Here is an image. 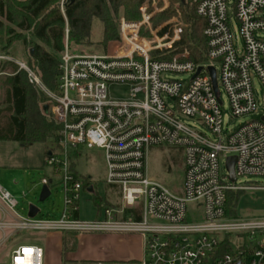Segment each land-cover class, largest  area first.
Returning <instances> with one entry per match:
<instances>
[{
  "label": "built area",
  "instance_id": "obj_1",
  "mask_svg": "<svg viewBox=\"0 0 264 264\" xmlns=\"http://www.w3.org/2000/svg\"><path fill=\"white\" fill-rule=\"evenodd\" d=\"M187 1L206 23V59L201 63L190 60L188 50L175 49L181 27L174 19L154 30L150 27L153 9L165 6L155 7V0L139 6V19L119 18L120 37L112 51L70 53L66 27L54 90L26 61L0 52V63H15L48 98V116L60 131L58 142L45 155L53 178L43 177L41 183L50 189L56 181L63 191L60 215L37 218L16 213V199L0 185V244L21 229L63 231L76 237L127 233L142 238L139 264H264V215L229 216L225 208L227 191L264 189L251 181L236 182L239 176H264V114L257 115L255 97L260 87L264 98V0ZM229 9L240 45L230 29ZM113 83L130 85V97H108ZM220 87L228 102L226 119ZM242 116L252 119L229 128L230 121ZM80 146L102 150L104 181L117 197L102 216L91 220L79 218L84 188L71 169L72 154ZM159 146L181 153L178 191L147 173L148 153ZM230 156L235 157L234 181L225 167ZM42 261L41 247L18 244L3 264Z\"/></svg>",
  "mask_w": 264,
  "mask_h": 264
},
{
  "label": "trees",
  "instance_id": "obj_2",
  "mask_svg": "<svg viewBox=\"0 0 264 264\" xmlns=\"http://www.w3.org/2000/svg\"><path fill=\"white\" fill-rule=\"evenodd\" d=\"M144 1L65 0L61 8L59 0H0V52L8 54L16 42L29 47L26 63L36 71L47 88L54 90L57 87L60 54L64 49L65 24L69 42L85 45L92 43L89 40L91 26L93 20L98 19L102 25V37L97 44L99 50L106 51L107 44L120 37L119 18L139 19L138 8ZM177 12L180 13L183 25L175 49L188 50L190 60L199 63L205 61L207 44L203 29L206 23L196 15L194 7L187 0H170L169 6L153 19L154 26ZM0 72H4L0 75V140L13 141L22 147L42 142L48 148L57 143L60 125L45 113L50 108L47 96L28 81L26 73L19 70L15 63L1 62ZM37 97L46 100L42 109L38 107ZM78 156V152L74 151L71 157L73 171ZM80 179L85 189L90 184V176ZM242 191H227V215H237L236 205ZM93 200H98V204L101 198L94 195ZM112 205L113 202H107V206ZM62 241L64 255L68 247L64 237ZM62 262L97 263L87 259L70 261L64 257Z\"/></svg>",
  "mask_w": 264,
  "mask_h": 264
},
{
  "label": "rangeland",
  "instance_id": "obj_3",
  "mask_svg": "<svg viewBox=\"0 0 264 264\" xmlns=\"http://www.w3.org/2000/svg\"><path fill=\"white\" fill-rule=\"evenodd\" d=\"M64 1L65 0H59V6L61 8ZM155 1V7L162 8L164 5L165 6L162 10L160 9L157 11L153 9L154 12L150 20V27L154 30L159 25L168 23V21L174 19L175 24L180 26L182 31L183 21L178 12L169 19L154 26L153 19L170 4V0ZM149 9L152 10L151 4L149 5ZM228 15L230 18V29L234 35V42L235 44L240 45L242 40L238 32L237 22L231 9H229ZM66 27L67 25L65 24V28ZM148 31L145 29L144 34L147 35ZM26 35L29 37L28 33H26ZM261 35L264 36V33ZM101 37L102 25L98 19H94L89 37V40L92 43L75 45L68 40V50L70 53L74 54L104 53L106 51L114 50V42L116 43V40L107 44L106 51L99 50L97 42L101 40ZM28 48L29 47L23 46L21 42H16L10 47L8 54L15 59L26 61ZM168 76L169 75H166V77ZM107 91L108 97L114 100L128 99L130 97V85L128 84L113 83L108 85ZM220 93L223 101L224 118L226 119L228 115V102L221 87ZM255 97L256 111L259 116L264 114V98L260 87L256 88ZM45 102L46 100L37 97V103L40 109H42ZM45 113L46 115H49V109ZM182 119L189 124L192 123V119L190 118L182 117ZM250 119H252V116L236 117L230 121L229 128L236 127ZM196 127L203 129V126L199 123L196 124ZM77 151L79 156L75 164V175L79 178H88V176H90V179L88 180H90V184L94 187V193H88L86 189L80 191L78 204L79 218L82 220H91L98 216H102L104 212L103 210L107 206V202H115L117 201V197L104 181L105 162L102 150L96 147L86 148L85 146H80ZM46 152L47 144L42 142H36L28 147H22L13 141L0 140V185L16 199L17 204L15 210L16 213L20 215H27L30 204L37 206L40 209L37 218H55L58 217L62 211L63 191L60 184L56 181L50 187V195L45 200L39 201V194L43 185L41 183V178H53V174L45 161ZM147 173L149 177L163 182L174 191H178L181 187L183 178V160L180 151L167 146L151 148L147 157ZM245 181H251L252 183H258L259 185L264 186V176H239L236 182L244 183ZM94 195L101 198L98 203L99 205L96 203L98 200H93ZM236 213L241 217L264 215V189L242 191L236 205ZM0 218H3L1 210ZM5 219L9 220L11 218L6 216ZM45 233L48 234L49 232L21 229L10 234L8 240L5 243L0 244V264L9 261L11 250L18 244H38L43 249V264H46L47 255L49 260H51L50 257H52L53 253L55 254L54 259L56 261L57 249L53 244L54 239L47 237L45 242V239H43ZM54 233H58V231H54ZM59 233L62 236L63 234L70 236L69 242H71L73 247H71L70 253H68L69 258H75L78 260H96L97 262H100V264H119L118 262L122 260V257L119 256H121L123 252V247H126L127 244L130 245L129 242H125L124 244L121 242L119 243V241L112 236V232L86 233L83 234L81 238L77 237L78 239L74 234H67L63 231H59ZM1 235L2 232L0 231V238ZM51 245L53 248H51ZM141 257L140 252L139 254H136L134 259L130 261L123 260L120 264H139V261L136 260L141 259ZM50 264H52V262Z\"/></svg>",
  "mask_w": 264,
  "mask_h": 264
},
{
  "label": "crops",
  "instance_id": "obj_4",
  "mask_svg": "<svg viewBox=\"0 0 264 264\" xmlns=\"http://www.w3.org/2000/svg\"><path fill=\"white\" fill-rule=\"evenodd\" d=\"M46 232H49L48 234L47 233H45L44 235H43V239H45V242H46V239H47V237H51L52 239H54V241H53V244L55 245V247H56V249H57V253H56V255H57V258H56V261H55V259H54V253L52 254V257H50V259L51 260H49V257H48V255H47V257H46V264H50L51 262H52V264H63V262H62V258L64 257L66 260H78V259H75V258H69L68 257V253H70V250H71V242H69V235L68 236H66V235H64L63 234V236L59 233V231H58V233H54V231H46ZM67 233V232H66ZM68 234V233H67ZM112 234V236L115 238V239H117L118 241H119V243L121 242V243H125V242H129V244L130 245H128L127 244V246L126 247H123V252H122V254H121V256H119V257H122V260L121 261H119L118 263L120 264L123 260H127V261H130V260H132V259H134V257L136 256V254H139L140 252H141V256L143 255V246H142V238H141V236L140 235H138V234H120V233H111ZM81 236L82 235H80V237L79 236H77L78 238H81ZM63 237L65 238V241L67 242V249H66V251H65V253H64V255H63V253H62V249H63V241H62V239H63ZM76 237V238H77ZM77 238V239H78ZM48 241V240H47ZM35 245H37V246H39V247H41L40 245H38V244H35ZM136 245V246H135ZM133 246V247H132ZM128 247V248H127ZM42 248V247H41ZM51 248H53L52 247V245H51ZM142 258V257H141ZM113 259V258H112ZM80 260V259H79ZM140 260V259H139ZM139 260H136V261H139ZM94 261H96V260H94ZM42 263H43V261H42ZM98 263V262H97ZM96 263V264H97ZM68 264H70V263H68Z\"/></svg>",
  "mask_w": 264,
  "mask_h": 264
},
{
  "label": "water",
  "instance_id": "obj_5",
  "mask_svg": "<svg viewBox=\"0 0 264 264\" xmlns=\"http://www.w3.org/2000/svg\"><path fill=\"white\" fill-rule=\"evenodd\" d=\"M209 69H210V75H211V79H212V83H213L215 93H216V95H218L214 68L210 67ZM46 110H47V106H45V111ZM234 161H235V157L230 156L226 159V163H225V167L228 171V176H229V179L231 181L235 180V174H234V170H233ZM86 191L88 193H94L93 185L89 184L86 187ZM49 195H50L49 187L47 185H42L41 190H40V194H39V201L45 200ZM39 211H40V209L37 206L30 204L28 207L27 215L33 217L36 214H38Z\"/></svg>",
  "mask_w": 264,
  "mask_h": 264
},
{
  "label": "snow or ice",
  "instance_id": "obj_6",
  "mask_svg": "<svg viewBox=\"0 0 264 264\" xmlns=\"http://www.w3.org/2000/svg\"><path fill=\"white\" fill-rule=\"evenodd\" d=\"M28 253H31V250L30 249H28V250H26Z\"/></svg>",
  "mask_w": 264,
  "mask_h": 264
},
{
  "label": "flooded vegetation",
  "instance_id": "obj_7",
  "mask_svg": "<svg viewBox=\"0 0 264 264\" xmlns=\"http://www.w3.org/2000/svg\"><path fill=\"white\" fill-rule=\"evenodd\" d=\"M94 188V187H93Z\"/></svg>",
  "mask_w": 264,
  "mask_h": 264
}]
</instances>
